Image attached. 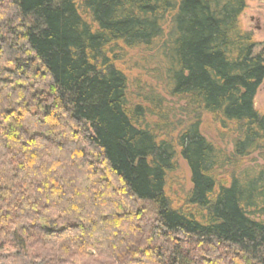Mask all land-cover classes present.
<instances>
[{
	"label": "trees",
	"instance_id": "1",
	"mask_svg": "<svg viewBox=\"0 0 264 264\" xmlns=\"http://www.w3.org/2000/svg\"><path fill=\"white\" fill-rule=\"evenodd\" d=\"M246 1L0 0V264H264V172L218 180L229 162L201 132L206 113L235 158H264ZM151 48L186 121L129 101L115 63Z\"/></svg>",
	"mask_w": 264,
	"mask_h": 264
},
{
	"label": "rangeland",
	"instance_id": "2",
	"mask_svg": "<svg viewBox=\"0 0 264 264\" xmlns=\"http://www.w3.org/2000/svg\"><path fill=\"white\" fill-rule=\"evenodd\" d=\"M82 1L77 0V3L80 4ZM239 22L241 29L245 33L250 34L253 42L257 44L254 53L257 55L264 51V0H247L246 9L240 16ZM159 50V48L124 50L121 59L115 63L116 67L126 76L128 96L131 104L140 103L145 94L152 92L157 94L160 99H164L165 103L163 106L173 111V115L169 114V119H172L175 115V121H186L180 115V110L185 106L184 101L168 94V88H170L167 72L168 63L163 53L160 54ZM159 75H162V77ZM254 109L259 114H264V94L261 87L254 99ZM232 131L233 129L222 130L210 115L206 113L202 115V134L213 143L216 150L220 151L221 156L227 158L229 162L224 172H220L222 176L218 179L225 184H229L232 176L241 178L247 169L253 177H257L261 171L264 172V158L261 157V154L256 153L244 159H237L233 156L235 136H233ZM175 160L177 170L169 175L166 192L172 201L173 207L179 208L185 195L191 190V176L186 162L179 154H177ZM259 209H261V205L254 211H259ZM255 217H260L261 220L264 219L260 212L255 214Z\"/></svg>",
	"mask_w": 264,
	"mask_h": 264
},
{
	"label": "water",
	"instance_id": "3",
	"mask_svg": "<svg viewBox=\"0 0 264 264\" xmlns=\"http://www.w3.org/2000/svg\"><path fill=\"white\" fill-rule=\"evenodd\" d=\"M261 90H262V92H263V94H264V81H263L262 84H261Z\"/></svg>",
	"mask_w": 264,
	"mask_h": 264
}]
</instances>
